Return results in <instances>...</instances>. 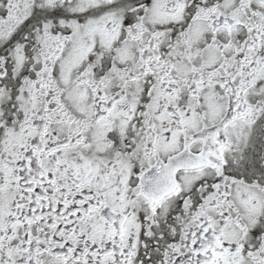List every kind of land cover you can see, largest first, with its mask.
I'll return each instance as SVG.
<instances>
[{
	"label": "snow or ice",
	"instance_id": "obj_1",
	"mask_svg": "<svg viewBox=\"0 0 264 264\" xmlns=\"http://www.w3.org/2000/svg\"><path fill=\"white\" fill-rule=\"evenodd\" d=\"M0 264H264V0H0Z\"/></svg>",
	"mask_w": 264,
	"mask_h": 264
}]
</instances>
